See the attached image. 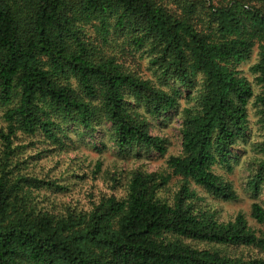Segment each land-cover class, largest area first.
<instances>
[{"label": "trees", "instance_id": "1", "mask_svg": "<svg viewBox=\"0 0 264 264\" xmlns=\"http://www.w3.org/2000/svg\"><path fill=\"white\" fill-rule=\"evenodd\" d=\"M249 104L264 126V0H0V264H264V231L207 200L238 197L216 167L237 163ZM170 113L181 150L153 171L140 161L166 153L151 128ZM87 145L121 163L103 174Z\"/></svg>", "mask_w": 264, "mask_h": 264}, {"label": "rangeland", "instance_id": "2", "mask_svg": "<svg viewBox=\"0 0 264 264\" xmlns=\"http://www.w3.org/2000/svg\"><path fill=\"white\" fill-rule=\"evenodd\" d=\"M255 53L253 57L243 64L240 65V68L243 72L252 80L253 76L249 72V66L255 60ZM249 130L245 138L247 141H244L241 145L237 147L239 153V159L236 164L233 166V170L230 172L227 168H222L217 166L216 171L226 178L233 181L234 186L237 190L238 197L236 200L233 201H222V200H211V197H208L207 200L210 205L215 208L217 215L219 218L223 220L230 219L234 217L237 213L242 212L245 217L247 218L249 224L257 230L264 231V225L258 224L250 215V208L251 204L254 201H263L264 199V191L260 194V197H257L253 192L248 191L246 189L245 183L247 180V175L249 172L247 171V165L251 161V158L260 155L257 149L254 148V143L261 142L264 139V126L262 123L259 122V114L256 113V107L253 104H249ZM180 121L176 117L174 113H170L166 120H155L154 126L151 128V132L153 134H159L164 136L168 140V148L166 153L159 154L155 151H147L143 153L141 163L146 166V168L157 171L162 169L166 166V158L169 154H177L181 150V135H180ZM99 146V145H98ZM85 155L92 157V160L97 159L99 156H104L105 160V167L101 172L104 174L105 170L109 172H113L114 166L121 163L120 160L117 158L121 157L119 151L114 147H108L102 151V147L93 148V146H81V148ZM74 156V153H71ZM117 160V162H114ZM126 164L130 162L133 163V158H127L125 161ZM124 162V163H125ZM233 164V162H232ZM64 167V166H63ZM67 174V172H66ZM91 183H93L91 181ZM91 183H83L81 187L78 189L79 186H76V191L72 194L68 195L72 198L77 193V198L81 197L85 200V197L88 196L90 190L94 192L106 191V184L102 182V180L95 181L94 185L91 186ZM172 188L176 186L177 180L172 181ZM75 193V194H74ZM81 201V200H80ZM264 204V202H263Z\"/></svg>", "mask_w": 264, "mask_h": 264}]
</instances>
